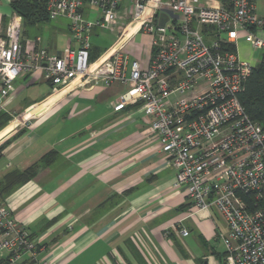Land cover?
<instances>
[{"label":"built area","instance_id":"built-area-1","mask_svg":"<svg viewBox=\"0 0 264 264\" xmlns=\"http://www.w3.org/2000/svg\"><path fill=\"white\" fill-rule=\"evenodd\" d=\"M128 2L130 21L121 23L119 8ZM48 0L49 20L69 21L70 43L60 54L48 52L40 38L23 35L20 15L12 13L0 31V113H7L14 82L38 72L54 89L119 83L125 91L114 110L138 102L157 152L175 171L173 189L194 211L211 209L227 226L217 237L224 264H264V131L239 101L251 70L241 60L236 41L242 37L264 54V14L252 0ZM210 3H217L211 6ZM98 17H83V7ZM170 12V24L156 22ZM1 23V17H0ZM151 37L147 66L116 51L90 59L93 29ZM232 46L234 49H229ZM178 234L186 237V228ZM40 242L0 202V264H39Z\"/></svg>","mask_w":264,"mask_h":264},{"label":"crops","instance_id":"crops-1","mask_svg":"<svg viewBox=\"0 0 264 264\" xmlns=\"http://www.w3.org/2000/svg\"><path fill=\"white\" fill-rule=\"evenodd\" d=\"M252 1L256 13L263 15L264 0ZM126 9L124 1L119 8L123 24L130 21ZM82 13L88 20L98 17L89 5ZM11 14L10 0H0V31ZM170 18L163 9L156 22L169 25ZM52 23L35 26L38 33L32 37L23 35L39 37L48 52L60 54L70 43L69 21L59 17ZM133 29L122 35L93 29L91 54L97 59L120 51L128 57V70L136 59L147 66L151 37L131 36ZM236 50L241 60L259 63L261 53L242 37ZM124 91L119 83L104 87L100 82L57 90L38 72L21 74L14 82L7 109L13 119L0 130V145L9 141L0 152V190L11 173L38 168L33 178L0 200L40 242L39 264H198L204 255L192 253V243L213 248L227 232L225 221L224 230L215 222L220 216L215 209L194 211L184 193L173 189L175 171L157 152L140 104L114 110ZM179 225L188 230L186 237L178 234Z\"/></svg>","mask_w":264,"mask_h":264},{"label":"trees","instance_id":"trees-1","mask_svg":"<svg viewBox=\"0 0 264 264\" xmlns=\"http://www.w3.org/2000/svg\"><path fill=\"white\" fill-rule=\"evenodd\" d=\"M47 2L48 0H10V8L12 13L22 17L23 27L27 28L28 26H37L49 21L46 8ZM229 49L234 48L229 46ZM90 59H96L91 54V51ZM239 101L251 120L258 123L264 131V54H261L259 63L251 70L244 82L243 91L239 95ZM12 119L13 117L8 113H0V130ZM8 143L9 141H6L0 145V152ZM52 155L53 153L45 157L43 162H48ZM37 168L38 165H34L23 172L8 175L6 182L1 186L0 196L15 186L23 184L33 178ZM0 202L2 201L0 200Z\"/></svg>","mask_w":264,"mask_h":264},{"label":"rangeland","instance_id":"rangeland-1","mask_svg":"<svg viewBox=\"0 0 264 264\" xmlns=\"http://www.w3.org/2000/svg\"><path fill=\"white\" fill-rule=\"evenodd\" d=\"M53 22V20H51ZM52 22H49L47 24H43L44 26H51L53 25ZM104 32H108V31H104ZM28 34L29 37H32L34 34L38 33V31L36 30L35 26H28L27 28L23 27V34ZM106 35H109L107 33H105ZM257 51V50H256ZM255 62L251 63V65L255 66ZM20 122H22L20 120ZM20 125V124H18ZM215 222L217 223L218 227L220 230H224L225 227V223L224 220L222 219L221 216H216L215 217ZM189 241H192L191 238L188 239ZM213 248H209V246H205V244H201L198 245L197 242H193L192 243V248H191V252L192 253H196L199 255H204V259H202V257H199V262L198 264H200L201 262L203 263L205 260L207 261L208 259L210 260L209 262L207 261V264H217L220 262V264H224V247L221 243L220 240H216V242H213ZM215 252V253H213ZM201 258V259H200ZM206 258V259H205ZM213 259V260H212Z\"/></svg>","mask_w":264,"mask_h":264},{"label":"water","instance_id":"water-1","mask_svg":"<svg viewBox=\"0 0 264 264\" xmlns=\"http://www.w3.org/2000/svg\"><path fill=\"white\" fill-rule=\"evenodd\" d=\"M202 264H207V261L205 260Z\"/></svg>","mask_w":264,"mask_h":264},{"label":"bare ground","instance_id":"bare-ground-1","mask_svg":"<svg viewBox=\"0 0 264 264\" xmlns=\"http://www.w3.org/2000/svg\"><path fill=\"white\" fill-rule=\"evenodd\" d=\"M18 121V120H17Z\"/></svg>","mask_w":264,"mask_h":264}]
</instances>
